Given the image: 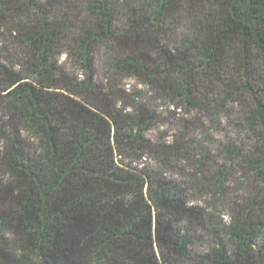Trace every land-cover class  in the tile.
I'll return each instance as SVG.
<instances>
[{"label":"trees","instance_id":"trees-1","mask_svg":"<svg viewBox=\"0 0 264 264\" xmlns=\"http://www.w3.org/2000/svg\"><path fill=\"white\" fill-rule=\"evenodd\" d=\"M0 264H264V0H0Z\"/></svg>","mask_w":264,"mask_h":264},{"label":"rangeland","instance_id":"rangeland-1","mask_svg":"<svg viewBox=\"0 0 264 264\" xmlns=\"http://www.w3.org/2000/svg\"><path fill=\"white\" fill-rule=\"evenodd\" d=\"M129 82L130 83L127 84L128 86H130V84L133 83L132 80H130ZM154 108H156V109H158L159 111H162V112H166L169 109L168 105H166V104H159V103H155ZM165 120L167 121V125H169L171 123L170 120H168V118H165Z\"/></svg>","mask_w":264,"mask_h":264}]
</instances>
